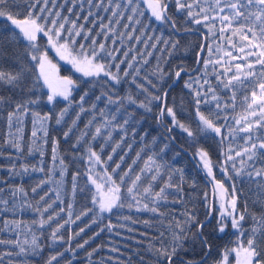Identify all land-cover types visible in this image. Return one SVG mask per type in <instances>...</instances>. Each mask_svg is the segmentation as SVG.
Listing matches in <instances>:
<instances>
[{
    "label": "trees",
    "instance_id": "16d2710c",
    "mask_svg": "<svg viewBox=\"0 0 264 264\" xmlns=\"http://www.w3.org/2000/svg\"><path fill=\"white\" fill-rule=\"evenodd\" d=\"M161 1L0 0V264H264V0Z\"/></svg>",
    "mask_w": 264,
    "mask_h": 264
},
{
    "label": "rangeland",
    "instance_id": "374dc122",
    "mask_svg": "<svg viewBox=\"0 0 264 264\" xmlns=\"http://www.w3.org/2000/svg\"><path fill=\"white\" fill-rule=\"evenodd\" d=\"M153 17L159 22L164 19V4L161 0H143ZM17 27L21 30V32L27 36L29 39H35L40 34V31L32 22H22L17 23ZM50 49L61 56L63 54H67V57H64L62 60L67 62L72 68L79 74H82L87 77H95L102 76L105 74L104 67L96 63L93 59L87 58L84 61H78L74 59L65 48L61 47L56 43L50 44ZM41 74L42 77L50 91L51 100L55 101L58 99H67L70 97L72 91L75 89L76 85L73 80L64 78L60 72V64L54 61L50 56L43 55L41 58ZM101 192L100 197L102 198L104 211H111L112 207L116 204L118 199V191L115 187L109 183L108 188H104V186L97 187ZM218 208L220 209V215L223 219L228 220L232 217L234 203H230L226 200V196L220 192L218 189ZM237 220L233 223L235 227ZM236 256L235 264H256L255 254L251 249H247L244 247H239L234 250ZM221 264H226V260Z\"/></svg>",
    "mask_w": 264,
    "mask_h": 264
},
{
    "label": "water",
    "instance_id": "95a60500",
    "mask_svg": "<svg viewBox=\"0 0 264 264\" xmlns=\"http://www.w3.org/2000/svg\"><path fill=\"white\" fill-rule=\"evenodd\" d=\"M181 74H179V76H180ZM178 76V77H179ZM163 115H164V111H163ZM212 199H214V193H213V196H212ZM212 208H213V205H212Z\"/></svg>",
    "mask_w": 264,
    "mask_h": 264
}]
</instances>
